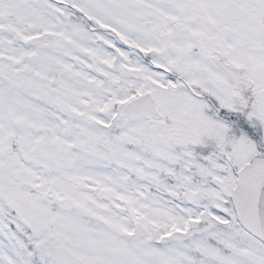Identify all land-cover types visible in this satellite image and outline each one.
Instances as JSON below:
<instances>
[{
  "label": "snow or ice",
  "instance_id": "1",
  "mask_svg": "<svg viewBox=\"0 0 264 264\" xmlns=\"http://www.w3.org/2000/svg\"><path fill=\"white\" fill-rule=\"evenodd\" d=\"M0 264H264V0H0Z\"/></svg>",
  "mask_w": 264,
  "mask_h": 264
}]
</instances>
